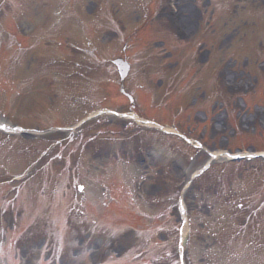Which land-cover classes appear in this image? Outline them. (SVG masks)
Wrapping results in <instances>:
<instances>
[{
    "label": "rangeland",
    "instance_id": "obj_1",
    "mask_svg": "<svg viewBox=\"0 0 264 264\" xmlns=\"http://www.w3.org/2000/svg\"><path fill=\"white\" fill-rule=\"evenodd\" d=\"M179 1L180 11H183L184 16L179 17L182 22L178 21L175 25L174 19L171 21L167 10H164L157 21L155 39L143 44V54L142 50L131 52L137 58L136 67L140 69V73L138 76H133L129 90L137 94L136 89L139 86H147L149 89L145 88L144 91L147 96H142L140 99L143 101L142 108L139 107L141 116L155 119L157 123L171 128L176 127L181 134L199 143L200 146L196 148L187 145L177 136H165L156 129L140 127L136 123L131 128L128 121L109 117L106 118L108 123L125 128V132L118 136V139L111 133H99V130L103 132L106 130L104 117L100 118L103 125L99 126V121L91 122L89 126L86 125L72 133L70 137L66 134L53 133L31 140L8 139L16 141L18 149L26 153V163L21 168L23 172L30 169L35 171L26 180L24 178L20 182L12 183L14 190L6 197L12 199L15 190L26 182L21 197L27 198L30 203L21 204L19 210L14 209L3 215L0 213V226L5 227L11 226L9 223L14 213L20 212L29 218L35 214L37 217L29 228H25L22 235L20 229L27 225V221L25 220L20 228H16L19 236L15 243V259L18 258V264H39L38 261L41 259L43 264H55V261L58 264H98V262L100 264L120 257L125 250L139 242L143 243L141 247H145V260L148 261L145 264H153L150 261L155 260L160 253L159 264H168L170 251L172 248L176 251V230L182 228L180 201L185 208L190 228L203 230L205 236L204 241L201 240L199 244L195 241L194 246L191 247V258L197 261L207 259V263L212 264L214 238L210 237L207 231L221 226L228 228L226 221H231L233 215L238 212L236 208L247 201L250 193L260 192L263 188L264 160L254 158L251 163L243 161L237 166L216 164V167L213 166L215 170L210 173L207 180L195 182L184 191L191 176L203 169L209 160V153L264 151V0H232L233 2L227 0L226 4L223 0ZM146 3L148 4V0H132V3L131 0L115 2L116 9L119 10L118 25L123 29L129 28L122 31L132 32L144 21L145 11L151 6ZM216 4H223V9L227 4L229 6L220 13ZM84 5L87 6L88 2L85 1ZM93 5L90 4L91 7ZM21 13L20 10L15 11L19 26L27 24V17L21 18ZM179 24H184L186 29L181 30ZM177 30H181V33L176 34ZM102 36L95 37L93 42L104 60H109L115 53L116 44L115 41L103 43ZM172 36L183 43H177ZM260 43H263V46ZM70 53L71 57L59 58L66 66H72L74 62L79 64L76 68L75 80L71 83L76 98L70 102L77 109V118H81L83 111L91 108L86 106V103L91 101L93 106V98L95 106L98 104L97 98L101 96L95 94L94 90L91 93L93 87L91 80L107 79L111 77V73L108 68L86 56L82 50L76 53L70 50ZM44 57L45 55L41 56L37 53L30 55L33 63L37 60L45 61ZM196 66L199 67L198 74L195 73L196 78L189 77L188 81L180 84L187 69ZM158 70H162L163 73H157ZM60 78L61 82L71 79L65 75H61ZM150 80L154 82L151 87L148 85ZM158 81L164 84L163 88L158 89ZM192 81L196 83L190 88ZM177 82L182 86L181 90H185L184 99L168 92L166 84L174 86ZM3 86L10 94L12 91H20L17 84H3ZM152 88L157 90L153 92ZM10 94L1 96L0 107L6 105ZM111 98L110 103L104 106L122 112L129 111L127 98L115 95ZM23 99L25 98L17 101L21 102L20 104L7 105L16 114L23 113V120L34 123L22 122V125L35 126L38 121L33 117L34 114L27 113L23 107L25 106ZM69 124V121L62 122L61 126ZM204 124L207 125L206 128ZM90 130L102 142L118 144L121 153H133L136 158L137 155L141 156L137 158L138 162L135 166L130 168L132 176L130 192L124 187L126 181L121 177L109 179V174L114 175L117 168L111 163L113 166L107 171L110 162L105 159V150L101 149L100 152L99 149L94 150L95 154L99 152L97 159L94 158L93 147L90 148L92 152L88 157L89 173L90 175L91 172L94 173L88 184L90 195L94 193V202L98 206L96 221L99 226L96 223H85V226L80 228L79 217L74 216L77 210L74 197L76 193L73 189L63 192L65 187L63 183L67 179V171H70L66 159L68 150L79 142V139L81 141L82 136L89 139ZM238 134H242V139H238ZM109 151L113 154L115 148L109 147ZM74 158L71 157L73 164L80 161L79 158L75 162ZM30 163H33L32 166L29 165ZM44 167H48V170H43ZM21 169L17 172H21ZM184 171L190 173L184 175ZM214 177L217 180H214ZM70 179L71 177L69 181ZM115 180L118 189L114 187ZM45 184L47 188H44ZM106 186L114 188L112 194L120 201L107 210L103 208L105 200H102L101 195V192L107 189ZM178 188L180 195L178 199L174 197L178 202L173 206V212L166 213L167 208L174 203L172 197ZM219 196L222 197L219 199ZM129 197H134L137 201H131ZM167 197H170L171 201H168ZM43 202L49 208H52V205L56 207L50 212L44 210L39 213L37 209ZM258 203H262V200ZM134 207L139 208L142 219L135 211L133 213ZM224 207L227 209L226 213ZM117 214L128 218L133 216L132 222L139 220L138 223H133L137 232L128 230L120 237L114 236L109 239L108 228L113 227L115 223V228L122 227L116 229L122 232L126 229L123 228L125 222L122 218H116ZM219 218H224L225 221L217 224ZM153 219H157L159 223L154 228H149ZM38 220L50 221L51 227L44 228ZM259 220L258 228H264V210ZM60 228L64 230L60 231ZM151 230L153 233H149ZM59 235L63 236L64 251L56 249L52 259L47 261L46 251L49 253V249L46 246V251L44 250L43 253L41 249L43 237L49 236L50 240L55 241L53 238ZM149 241L167 242V246L153 249ZM184 251L183 254L186 255V246ZM130 264L141 263L134 260Z\"/></svg>",
    "mask_w": 264,
    "mask_h": 264
},
{
    "label": "snow or ice",
    "instance_id": "obj_2",
    "mask_svg": "<svg viewBox=\"0 0 264 264\" xmlns=\"http://www.w3.org/2000/svg\"><path fill=\"white\" fill-rule=\"evenodd\" d=\"M0 127H4V125L3 124H0ZM241 207H243V206L241 205ZM98 264H99V262H98Z\"/></svg>",
    "mask_w": 264,
    "mask_h": 264
}]
</instances>
